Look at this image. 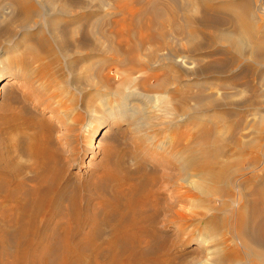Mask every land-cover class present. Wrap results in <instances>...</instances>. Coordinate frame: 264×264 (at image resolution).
Wrapping results in <instances>:
<instances>
[{
  "label": "bare ground",
  "instance_id": "bare-ground-1",
  "mask_svg": "<svg viewBox=\"0 0 264 264\" xmlns=\"http://www.w3.org/2000/svg\"><path fill=\"white\" fill-rule=\"evenodd\" d=\"M113 1L122 18L107 33L102 13ZM257 10L256 0H0V63L10 71L6 85L21 90L18 105L0 103V264H206L210 256L213 264L264 263L261 141L224 140L231 127L222 120L191 141L181 133L177 152L161 161L130 154L136 171L105 147L83 170L82 154L56 143L50 122H75L80 105L114 98L121 108L138 98L151 113L142 94L123 86L149 47L161 73L146 88L178 94L172 103L185 123L212 122L203 110L228 98L225 79L236 89L243 59L264 63ZM162 144L152 147L164 151ZM224 227L225 238L208 247ZM194 244L203 251L190 261L180 248Z\"/></svg>",
  "mask_w": 264,
  "mask_h": 264
},
{
  "label": "rangeland",
  "instance_id": "rangeland-1",
  "mask_svg": "<svg viewBox=\"0 0 264 264\" xmlns=\"http://www.w3.org/2000/svg\"><path fill=\"white\" fill-rule=\"evenodd\" d=\"M112 4L113 5H110L111 9L109 11H106L107 14H105V12L102 13L103 21H101L100 27L107 33L115 32L118 28V26H116L115 24V21L122 18L121 14L117 12V10L113 9L115 7L114 1ZM263 5L264 0H256V6L258 9L260 8V10H257L258 18L260 17V24L264 26V11H261V7H263ZM137 8L139 7L137 6ZM229 28L231 29L232 27L230 26L228 27V29ZM166 30L169 31L171 29L169 28ZM153 32L158 33V29H153ZM151 52L155 53L154 47H149L145 55L146 57H142L140 61L141 67L137 69V75H132V81L127 82L125 85H123L124 89H126L127 87V90L133 92L136 98L138 95L140 96L141 94H144L143 96L141 95V97L145 100L144 103L148 104V108L150 109L151 113L146 114L144 112V107L146 105L144 104V106L143 104H141L137 100L138 98L131 102V106L127 104L125 106H122V108V104H120L119 100H116V98H114L113 102H110L111 104H107L108 106L102 105L100 101L98 103H95L94 109L87 108L84 105H80V107L78 108L79 111H77L79 112L80 116L76 117V123L74 121H70L67 124L57 119L50 120L52 124L50 122L49 123L53 126V130L51 131V133L56 143L60 141L62 147L66 151H71L74 149L75 151H78V153L82 154L78 159H80L84 163L83 170H87V166H90L91 163H97L100 161V159H102V149L105 147L111 148L113 151L117 152V155L118 153L121 155H126V164H128L133 170L136 171L137 165H135L136 161L134 160V158L135 155L139 154L138 152H143L144 155L149 152V155L151 154V158L154 157L155 159H159L158 161H161L162 159L159 155L165 154L167 156L169 154L171 156L172 154H175L177 152L178 149L176 148V144L181 133H185V138L183 139L184 142L191 141V134L200 131L205 126L215 129L214 127L216 126V124H221L219 121L222 120L223 124L226 123L228 128L231 127V131L229 133L227 132L229 135L227 133L223 134L224 140L231 142V139L234 135H236L237 137H241V139L244 142L246 141L247 143L259 140L261 141V144H259L262 146V153L264 152V123H261L264 122V86L262 83V80L264 78L263 61L262 66L260 65V62L254 63L253 61H249V59L247 58L242 60V66L240 67V69H238L237 72L238 74L243 75L242 77H240V84L236 89L232 87L228 79H225V86L230 87L229 90H231L228 98L223 101L221 98H219L220 104L216 108V110L215 108L203 110L206 111V113L209 110L208 119L211 118L213 123L204 122L206 120L203 121L204 123H199L200 121H197L196 119L194 123L188 124L185 123L186 120L181 118V113H179L178 109L172 103V97L178 94L169 93L167 95H163L162 93L160 94L159 92L154 91L152 88H146V86L144 85V81L149 80V77L161 73L153 68L154 63L147 57L148 55L153 54ZM5 66V64L0 63V103H3L7 100V102L12 101L11 104L17 103L18 105V103L21 101V90L19 88L20 86L16 85L17 83L12 85V81L9 86L6 85L7 81H9L10 79L8 77L10 71L7 70ZM250 68L255 70L254 75L249 78L245 77L244 73ZM113 75L114 72H111L112 77ZM114 76L116 77L115 81L119 83L121 78L118 75ZM152 82L153 81L151 80V83ZM87 91H92V89H88ZM115 100L118 103H115ZM253 101L257 103L251 105L250 103H252ZM69 123L71 124L69 125ZM259 127H261V129H259ZM35 132V130H29L27 131V134H34ZM187 133L190 134L188 135ZM12 137L13 144L15 143L17 145L19 141L18 137H16L15 135H12ZM154 144L165 145V150L167 151L164 150L159 152L154 147H152V145ZM173 146H176V149ZM142 147L144 148V150L142 149ZM130 154L134 155V158H132L133 156ZM16 156H18V153H16ZM24 160H27V158ZM156 163L157 162L155 160L154 162L153 160H150L149 164L153 166L156 165ZM149 164L148 166L150 169L151 165ZM151 170L154 171V168L151 167ZM74 171H77V169H74ZM210 203L216 207H219L220 205L219 202L214 203V199H212ZM240 203L241 200H238L235 204L232 205V207H235ZM194 209L197 213H201L200 208ZM224 219L227 223L229 219H231V216L226 215L224 216ZM175 231H177V228L175 227H173V229L172 227L168 229L169 233H173ZM226 234V227L215 231L212 234L210 240L208 239V247L214 248L218 242L222 241V239L225 238L224 236ZM196 246L197 245L194 244L187 246L186 249L180 248V251L182 250V253H185V255H189L188 260H198V256H195L194 253H200L203 251V249L200 252L193 251ZM214 261L215 258L213 256H210V260H208L206 264H213ZM244 263H246V260H242V262H240L239 264Z\"/></svg>",
  "mask_w": 264,
  "mask_h": 264
}]
</instances>
